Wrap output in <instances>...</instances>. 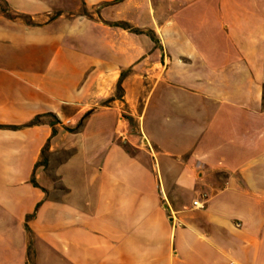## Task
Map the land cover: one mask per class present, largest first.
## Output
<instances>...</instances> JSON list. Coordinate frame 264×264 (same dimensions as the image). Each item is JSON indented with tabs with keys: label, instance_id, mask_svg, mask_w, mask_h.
<instances>
[{
	"label": "crops",
	"instance_id": "0c3cea01",
	"mask_svg": "<svg viewBox=\"0 0 264 264\" xmlns=\"http://www.w3.org/2000/svg\"><path fill=\"white\" fill-rule=\"evenodd\" d=\"M0 1V264H264V0Z\"/></svg>",
	"mask_w": 264,
	"mask_h": 264
},
{
	"label": "trees",
	"instance_id": "16d2710c",
	"mask_svg": "<svg viewBox=\"0 0 264 264\" xmlns=\"http://www.w3.org/2000/svg\"><path fill=\"white\" fill-rule=\"evenodd\" d=\"M111 24H114V25H117V26H122V27H125V28H130L131 30L133 31H136V32H140L141 30L139 28H135L133 27L131 24H129L128 22H125V21H116V22H111ZM120 89H121V82H120ZM91 111H88L83 117L82 119L79 121V123L75 126V127H70V126H67L66 125V128L68 130H72V131H75V130H78L82 127L83 123H84V120L85 118L90 114ZM51 116H53L55 118L56 121H59L58 118L56 117L55 114L53 113H50ZM41 121V115H37L35 117V119L33 121H31L32 123H37ZM9 127L11 128H18L19 126L18 125H10ZM57 132V129L54 128L53 130V133L55 134Z\"/></svg>",
	"mask_w": 264,
	"mask_h": 264
},
{
	"label": "rangeland",
	"instance_id": "374dc122",
	"mask_svg": "<svg viewBox=\"0 0 264 264\" xmlns=\"http://www.w3.org/2000/svg\"><path fill=\"white\" fill-rule=\"evenodd\" d=\"M0 10H3V11L10 10V6L7 3H5L4 1H0ZM9 13L16 16V14H14V11L9 12ZM78 13L90 14V12L86 8H82ZM19 16L22 17L21 15H19Z\"/></svg>",
	"mask_w": 264,
	"mask_h": 264
},
{
	"label": "built area",
	"instance_id": "2783aa9c",
	"mask_svg": "<svg viewBox=\"0 0 264 264\" xmlns=\"http://www.w3.org/2000/svg\"><path fill=\"white\" fill-rule=\"evenodd\" d=\"M206 195L199 197L193 201V206L196 208H204L206 204Z\"/></svg>",
	"mask_w": 264,
	"mask_h": 264
}]
</instances>
